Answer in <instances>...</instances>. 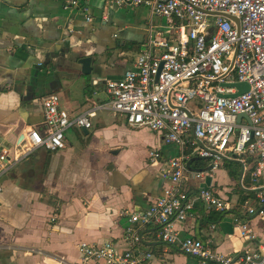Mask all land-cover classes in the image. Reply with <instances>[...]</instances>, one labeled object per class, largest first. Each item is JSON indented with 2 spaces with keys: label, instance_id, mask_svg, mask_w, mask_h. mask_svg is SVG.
I'll return each mask as SVG.
<instances>
[{
  "label": "crops",
  "instance_id": "0c3cea01",
  "mask_svg": "<svg viewBox=\"0 0 264 264\" xmlns=\"http://www.w3.org/2000/svg\"><path fill=\"white\" fill-rule=\"evenodd\" d=\"M149 28L169 36L166 19L142 5L0 0V135L1 150H8L7 169L0 174V264H90L82 261L79 242L110 239L123 246L128 225L123 212L145 208L168 185L160 162L180 148L147 128L129 127L109 108H98L88 129L68 127L63 148L21 153L30 128L45 132L42 96L56 93L72 115L106 103L103 79H118L132 66ZM86 55L90 74H83L78 62ZM152 150L160 153L155 161L149 159ZM225 160L240 163L236 176ZM246 164L242 177L237 159H224L212 177H188V189L209 187L230 208L197 203L191 217L173 224L180 236L209 240L212 250L233 257L264 239L260 217L242 209L245 200L257 202L248 188L251 160ZM202 210L221 216L208 221ZM235 218L247 220L254 236L240 237ZM141 232V247L153 254L150 264H200L158 240L154 226Z\"/></svg>",
  "mask_w": 264,
  "mask_h": 264
},
{
  "label": "built area",
  "instance_id": "2783aa9c",
  "mask_svg": "<svg viewBox=\"0 0 264 264\" xmlns=\"http://www.w3.org/2000/svg\"><path fill=\"white\" fill-rule=\"evenodd\" d=\"M106 1L146 6L151 14L166 19L169 36L149 28L132 66L118 79H103L106 103L72 115L60 105L56 93L42 96L45 132L30 128L24 134L21 153L37 147L63 148L66 129L90 128L98 108L122 114L131 128L158 133L180 152L160 162L161 174L169 181L163 192L145 208L123 212L128 220L124 245L110 239L95 244L79 242L82 261L150 264L153 254L141 247V230L154 226L158 240L195 257L200 264H264V239L233 257L212 250L209 240L182 237L173 227L191 217L197 203L218 211L230 208L229 202L209 187L188 189L185 182L189 176L212 177L224 159H237L242 177L246 159H250L248 188L255 192L257 202L252 206L245 200L242 209L245 215L260 217L264 236V0ZM237 81H245L248 89L235 96L220 95L234 93L235 87L223 83ZM241 113L244 116L238 118ZM7 155L3 148L0 174L7 169ZM192 156L205 159V168L190 169ZM158 158L157 150L149 152L150 160ZM234 227L240 237L254 236L247 220L235 218Z\"/></svg>",
  "mask_w": 264,
  "mask_h": 264
},
{
  "label": "water",
  "instance_id": "95a60500",
  "mask_svg": "<svg viewBox=\"0 0 264 264\" xmlns=\"http://www.w3.org/2000/svg\"><path fill=\"white\" fill-rule=\"evenodd\" d=\"M227 17L229 18H233L235 19L234 17L230 16V15H226ZM78 62L80 63V70L83 74H90L91 73V70H92V65H91V57L89 55H86V56H81L79 59H78ZM224 86H227V87H235L236 88V91L234 93H225V94H220L222 96H235L241 92H244L245 90L248 89V84L245 82V81H237V82H234V83H223ZM240 116H244L243 113L241 114H238V118ZM193 128V126L191 125V129ZM2 136L0 135V150H1V147H2Z\"/></svg>",
  "mask_w": 264,
  "mask_h": 264
},
{
  "label": "trees",
  "instance_id": "16d2710c",
  "mask_svg": "<svg viewBox=\"0 0 264 264\" xmlns=\"http://www.w3.org/2000/svg\"><path fill=\"white\" fill-rule=\"evenodd\" d=\"M226 165H232L233 169L230 171L231 175L234 177L236 176L238 172V168L240 167V163L238 161L234 160H225L224 161ZM188 167L191 169H204L205 168V159L200 158L198 156L191 157L190 160L188 161ZM202 216L208 221H216L218 218H220L221 213L220 212H215V211H209L208 213L204 212L202 210Z\"/></svg>",
  "mask_w": 264,
  "mask_h": 264
},
{
  "label": "rangeland",
  "instance_id": "374dc122",
  "mask_svg": "<svg viewBox=\"0 0 264 264\" xmlns=\"http://www.w3.org/2000/svg\"><path fill=\"white\" fill-rule=\"evenodd\" d=\"M234 185H235L234 187H236L239 190H241V186H240V183L238 181H236Z\"/></svg>",
  "mask_w": 264,
  "mask_h": 264
}]
</instances>
